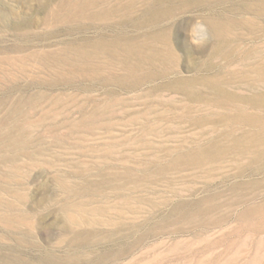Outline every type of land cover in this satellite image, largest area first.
Returning <instances> with one entry per match:
<instances>
[{
	"label": "rangeland",
	"instance_id": "rangeland-1",
	"mask_svg": "<svg viewBox=\"0 0 264 264\" xmlns=\"http://www.w3.org/2000/svg\"><path fill=\"white\" fill-rule=\"evenodd\" d=\"M62 1L0 0V264H264V0Z\"/></svg>",
	"mask_w": 264,
	"mask_h": 264
},
{
	"label": "bare ground",
	"instance_id": "bare-ground-1",
	"mask_svg": "<svg viewBox=\"0 0 264 264\" xmlns=\"http://www.w3.org/2000/svg\"><path fill=\"white\" fill-rule=\"evenodd\" d=\"M100 3L101 0H63L56 11L61 12L62 15L67 18H84L86 16H89L92 19H97L102 14L101 10L98 9ZM16 18L17 17L15 16V13L12 11H9L6 14L0 11V20L8 19L15 22L17 20ZM94 46L99 50H103L105 47H109L110 44L101 43ZM121 50L125 53L124 55L129 56L132 48L128 44H123V46H121ZM139 55L140 52L137 51V56Z\"/></svg>",
	"mask_w": 264,
	"mask_h": 264
},
{
	"label": "clouds",
	"instance_id": "clouds-1",
	"mask_svg": "<svg viewBox=\"0 0 264 264\" xmlns=\"http://www.w3.org/2000/svg\"><path fill=\"white\" fill-rule=\"evenodd\" d=\"M189 36L193 45H202L210 39V33L207 25L200 19L194 21L189 28ZM195 37V39H192Z\"/></svg>",
	"mask_w": 264,
	"mask_h": 264
}]
</instances>
